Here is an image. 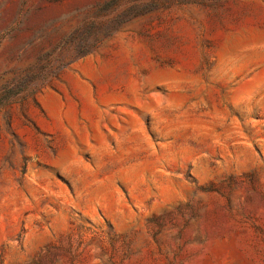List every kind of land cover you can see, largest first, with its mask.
Segmentation results:
<instances>
[{
  "label": "rangeland",
  "instance_id": "rangeland-1",
  "mask_svg": "<svg viewBox=\"0 0 264 264\" xmlns=\"http://www.w3.org/2000/svg\"><path fill=\"white\" fill-rule=\"evenodd\" d=\"M0 264H264V0H0Z\"/></svg>",
  "mask_w": 264,
  "mask_h": 264
}]
</instances>
